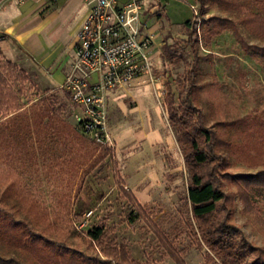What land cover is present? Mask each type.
Segmentation results:
<instances>
[{
    "label": "rangeland",
    "instance_id": "rangeland-1",
    "mask_svg": "<svg viewBox=\"0 0 264 264\" xmlns=\"http://www.w3.org/2000/svg\"><path fill=\"white\" fill-rule=\"evenodd\" d=\"M151 1L152 13L143 19L154 32L155 81L142 77L107 95L106 123L114 142L107 147L112 149L111 155L99 163L95 160L101 147L75 128L81 112L60 88V68L53 65L47 73L41 69L50 67L73 40L86 8L80 0H26L23 4L11 0L8 13L0 15L2 31L13 10L19 13L13 16V23L20 28L29 26L25 45L35 50L36 61L52 55L40 68L0 32L1 47L9 49L5 54L0 51V128L4 131L0 139V209L15 205L14 217L28 225L34 244L46 243L48 250H57V255L48 258L96 257L106 258L107 264H128L117 254L120 246H125L134 264H175L172 253L185 264H251L260 255L254 247L264 249V227L254 215L244 213L237 187L227 173L242 176L264 169L258 148L260 142L264 144V136H257V130L251 132L256 135L253 142L248 141L255 149L251 155L237 151L233 156L230 149L220 150L229 167H222L217 178L223 191L233 196H227L225 203L218 205L217 215L205 222L217 217L224 220L223 235L229 238L209 230L212 238L220 239L223 263L215 249L203 241L204 232L197 227L199 222L186 199L190 171L168 121L167 98L169 88L177 102L193 62V42L198 56L194 105L204 114L208 129L216 128L218 122L230 124L228 138L243 146L248 124L264 120V37L256 36L240 20L247 12L261 10L264 0H201L196 16L191 4L197 0ZM213 16L236 21L242 41L252 46V51L246 52L231 30L207 42ZM188 20L189 28L184 26ZM42 97L47 101H40ZM48 105L54 115L49 121L41 120L36 128L32 123L35 112ZM146 127L170 136L173 146L122 140L121 136ZM146 164L151 166L144 172L154 169L157 173L147 201L137 199L143 207L139 209L120 191L114 173L118 172L127 189V184L134 185L144 176L136 169ZM249 200L264 220V193L251 192ZM89 211L91 215L84 217ZM83 218L87 225L78 230L76 225ZM97 225L106 230L99 244L87 236ZM228 255L233 258H226ZM39 258L34 246L20 248L0 236V264H42Z\"/></svg>",
    "mask_w": 264,
    "mask_h": 264
},
{
    "label": "trees",
    "instance_id": "trees-1",
    "mask_svg": "<svg viewBox=\"0 0 264 264\" xmlns=\"http://www.w3.org/2000/svg\"><path fill=\"white\" fill-rule=\"evenodd\" d=\"M242 17L243 18L240 20L241 23L247 25L250 31H254V34L256 36L264 37V5L261 10L257 12H247L246 14H243ZM211 21H213L214 24L209 29L208 34L205 37L207 42H209L212 37L224 31L231 30L234 36L241 43L244 50L248 53L252 51V46L246 45L245 42L242 41L243 39L237 28L236 21H232L227 18H219L216 16H213L211 18ZM184 26L189 28L190 21H186ZM194 26L195 23L193 24V27ZM193 33L194 36H196V32ZM195 40L197 39L195 38ZM192 44L193 42H191V49L194 54L193 62L187 72V78L185 79L184 85L178 91L177 102L175 94L171 92V90L168 88V121L170 126L175 129V138L178 146L182 151L184 165L188 166L190 171L189 184L187 185L186 191V199L191 205L192 215L199 222L197 227L202 232H204L202 236L203 241L207 245L215 249L217 257L221 258L223 263H226L223 259L225 258V256L222 254L224 251L221 249V247L218 246L220 239L217 237L212 238V233L209 231L210 229H213L214 231H216L214 233L217 236L222 233V237L229 238L228 235H223L224 231L222 228L224 227V220L217 217L215 220H212L209 223L205 222L208 217L213 216L215 214L217 215L218 205L221 203H225V201L227 200V196H233L231 194H226L223 191V185L218 181L217 178L218 173L219 171H221L222 167L225 169L229 167L228 160H226L225 156L220 153V150L230 149V153L233 156L236 155L237 151L238 153L245 151L248 155H251L252 151L255 149L254 145L248 144V141L250 142L251 140L253 142L255 140L254 136H256L253 135L251 132L257 130V136H264V120L256 121V125L258 126L257 129L255 127H252V125L256 126L255 122H253L252 124H248V127L245 129V131H243L245 139L242 147L236 146L235 143H233L228 138L230 132V124H227L225 122H218L216 124V128L209 129L205 126L204 114L198 107L194 105L195 100L197 98V93L196 88L193 84V80L196 71L195 66L198 62V56L196 54V48L193 47ZM261 51H264V48H262ZM1 95L2 94L0 92V97ZM40 101L45 102L47 100L45 99V97H42L40 98ZM54 111L50 105L44 106L42 109L40 108L34 114L35 118L32 122L33 125H35L36 128H39L41 126V120H51L52 115H54ZM2 134H4V131L0 128V139ZM258 148L262 150L260 151L259 160L263 162L264 166V144L260 142L258 144ZM101 149L102 153L95 160L96 163L101 162L104 158L111 155L112 153V149L110 148L101 147ZM252 159L253 158L251 157V160ZM249 166H251L250 163ZM114 175L117 178V184L120 188V191L126 197L134 200L136 206L139 209H143V207L138 203V201L133 197V195L123 188L118 172H115ZM227 175L230 176L229 179L232 178V185L237 187L236 193L238 194L239 199L243 203L244 213H250L254 215L257 224L264 227V220L261 217V214L259 213L260 211L258 207L253 204L251 200L248 201L249 193L253 192L256 195L264 193V169H261L254 174H245L242 176H233V174L228 173ZM14 210L15 205L12 203L4 205V209H0V236L8 237L9 240L13 242V244L20 248L34 246L35 249L39 250V259L41 260L42 264H50V262L52 264L108 263V260L106 258L101 259L96 257H91L88 259L77 257L60 258L61 260H59L58 258H48L50 254L57 255V250H48L46 243L35 245L34 237L29 232L30 228L25 222L14 217ZM105 231L106 230L103 225L93 226L88 230L87 236L92 242H98L99 244V242L104 236ZM254 248L260 253V255H258L253 261V263L251 262V264H264V249L257 246H255ZM117 254L120 257V260L124 261L125 263H135L130 258L125 246H120ZM105 256L107 257V255ZM170 256L172 257L171 259L174 261L175 264H185L181 257L176 255V253H172L170 254ZM226 258L233 257L228 255V257Z\"/></svg>",
    "mask_w": 264,
    "mask_h": 264
},
{
    "label": "built area",
    "instance_id": "built-area-1",
    "mask_svg": "<svg viewBox=\"0 0 264 264\" xmlns=\"http://www.w3.org/2000/svg\"><path fill=\"white\" fill-rule=\"evenodd\" d=\"M80 1L86 14L76 32L73 58L60 88L80 109L77 131L99 147H112L114 140L106 123L107 95L142 77L155 81L154 32L143 19L152 13V1ZM200 1L191 4L195 16ZM86 225L87 218H83L76 228L82 230Z\"/></svg>",
    "mask_w": 264,
    "mask_h": 264
},
{
    "label": "crops",
    "instance_id": "crops-1",
    "mask_svg": "<svg viewBox=\"0 0 264 264\" xmlns=\"http://www.w3.org/2000/svg\"><path fill=\"white\" fill-rule=\"evenodd\" d=\"M18 2V1H17ZM24 2L20 3L23 4ZM11 6V0H0V15H5L8 13V9ZM81 6H79V8H81ZM13 14L11 16H9L8 22H4L7 23L5 28H2V31L0 30L1 33L6 35V39L13 41L15 44H17L18 46H20L28 55V57H31L33 60L36 61V59L33 57V54L35 52V50H29L28 47L25 45V42L27 39V35H28V29L29 26L26 27H18L17 25H15L13 23V16L15 14H19L18 12L16 13L13 10ZM86 14V9L83 12L82 16L80 17L77 25H76V29L78 30V28L80 27L84 17ZM76 30V32H77ZM76 32H75V36L73 38V40L71 42L68 43V45L65 47L66 49L64 51H61L60 55L54 60L52 61V64H50L48 68H41L42 64H45L49 59H51L52 55L51 54H47L46 57H43L42 59H39V62H37V64L40 66V68L47 73L49 71V68H51V66H55L56 69L60 68L61 73L59 74L61 77V84L65 78V75L68 73L70 65H71V61L73 58V51H74V44L76 41ZM55 41V40H54ZM4 41H0V51L5 53H9V49L8 47H1L2 43ZM160 51H158L157 56H159ZM154 60V58H153ZM51 84V83H50ZM60 84V86H61ZM144 106V105H143ZM138 108L139 105H138ZM157 108V106H155V109ZM142 110V109H140ZM158 113V112H157ZM122 140L124 141H128L130 139H134L139 143H147L149 146L152 147H156L159 145H162L163 143H167L169 146H173L174 141L173 139L168 136V135H164L162 133L161 130L159 129H155L152 127H146L144 130L140 131V132H133L131 135L129 136H121ZM117 141V140H115ZM149 166H151V164H146V165H142L137 167L136 171H143L145 168H148ZM144 172V171H143ZM156 171L154 169H148L146 172H144V176L136 183V184H127L126 186H128V188H125V185L122 182V186L125 190L129 191L133 197L137 200V199H141L143 202H146L147 199L149 198V191L151 189V184L153 183V181L156 179ZM139 203V201H138Z\"/></svg>",
    "mask_w": 264,
    "mask_h": 264
}]
</instances>
